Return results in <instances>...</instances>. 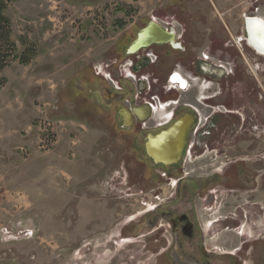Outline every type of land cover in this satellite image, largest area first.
I'll return each instance as SVG.
<instances>
[{
    "label": "rangeland",
    "instance_id": "1",
    "mask_svg": "<svg viewBox=\"0 0 264 264\" xmlns=\"http://www.w3.org/2000/svg\"><path fill=\"white\" fill-rule=\"evenodd\" d=\"M248 1L221 0L227 3L218 13L209 0H6L5 15L17 55L24 49L22 39L34 45L37 56L25 66L12 61L1 73L0 135H10L7 130L16 127L1 110L4 96L14 110H21L19 122L31 128L27 133H12L15 138L2 135L4 141L0 140V174L6 177L7 161L18 165L11 171H17V180L8 186L12 174L7 184L0 186V264H163L165 248L159 243L162 223L150 228L145 218L155 204L170 197L146 198L134 189L127 192L126 183L111 171L112 157L102 156V148L107 149L106 128L112 126L107 112L115 109L102 101L106 99L104 87L111 90L120 80L122 89L132 90L137 100L143 93L141 100L152 101L156 108L155 118L165 120L168 107L162 103V91L167 87L175 92L176 87L168 80L161 86L158 79L173 71L191 83L190 68L177 70L175 66L198 56L205 63L211 60L226 66L219 58L226 54L241 53L249 66L250 59L260 58L264 81V58L239 42L244 33L243 17L247 16L245 3L257 0ZM237 3L243 5L232 8ZM254 3L247 12L256 16ZM224 10L233 38L241 45L239 51L224 43L229 37L222 26ZM151 17L174 23L168 30L181 36L176 43L185 53L167 46L151 47L148 50L158 57V64L132 71L130 62L143 53L127 57L124 51ZM215 37L222 44L212 57L207 51L213 48L210 40ZM118 62L125 63L119 68ZM142 78L151 80L150 88H139L144 84ZM192 84L197 83L194 80ZM153 94L160 100L149 99ZM19 130L27 129L18 126ZM137 171L134 168L133 172ZM135 181L141 179L136 176ZM255 200L236 203L246 209L247 236L258 226L255 217L261 216L251 207ZM240 233L226 235L233 241Z\"/></svg>",
    "mask_w": 264,
    "mask_h": 264
},
{
    "label": "flooded vegetation",
    "instance_id": "2",
    "mask_svg": "<svg viewBox=\"0 0 264 264\" xmlns=\"http://www.w3.org/2000/svg\"><path fill=\"white\" fill-rule=\"evenodd\" d=\"M242 39L245 41L244 33ZM211 41L213 48L207 53L216 57L214 45L222 42L219 38ZM233 41L232 37L224 39L227 45ZM167 47L185 53V49ZM127 49L124 56H128ZM143 51L138 54H144ZM226 55L219 57L228 66L226 73L222 72L223 78H215L212 72L209 73L213 76L201 75L205 61L200 56L175 66L177 70L189 67L194 79L190 83L188 77H183L185 84L178 83L175 92L164 87L162 103L168 107L165 120L155 118L147 104L139 105L146 101L141 100L143 93L137 100L130 89L115 93L104 87V92L99 84V92L106 94L102 101L115 109L107 112L112 126L106 128L107 149L102 148V156L112 157L111 171L126 183L127 192L134 189L146 198L170 197L155 204L145 218L150 228L162 223L159 243L165 248L163 264H264V81L258 62L261 59H250L249 66L240 53ZM120 59L123 61L124 57ZM145 61L136 62L131 70L156 66L158 57L153 64ZM210 61L209 64L213 62ZM172 72L167 78L158 79L159 85L169 80ZM142 79L144 84L140 83L139 88L147 84L150 88L151 80ZM194 80L197 84H192ZM126 93L129 97H125ZM152 97L160 100L156 94L149 99ZM176 121L183 123L182 128L175 137L165 138V132ZM173 148L175 156L168 159ZM136 176L141 182L135 181ZM252 199L257 200L251 207L255 206L261 216L255 217L258 226L251 228L247 236L246 209L236 203ZM228 232H239L240 238L228 240Z\"/></svg>",
    "mask_w": 264,
    "mask_h": 264
},
{
    "label": "water",
    "instance_id": "3",
    "mask_svg": "<svg viewBox=\"0 0 264 264\" xmlns=\"http://www.w3.org/2000/svg\"><path fill=\"white\" fill-rule=\"evenodd\" d=\"M243 31L245 34L246 45L253 50L257 55L264 57V22L255 17H243ZM151 46H169L173 50H181V46L175 43L173 30L163 31L156 24L149 22L146 27L140 30L135 37V40L130 44L127 49V55H132L139 50L149 48ZM204 71L201 75H211L209 72L215 73V78H223V69L211 65L209 63H202ZM171 82H177L180 85L185 84V81L178 73H174L170 79ZM113 97L117 98L118 95L114 94ZM119 100V97H118ZM145 109V108H144ZM142 111V109H140ZM139 111V110H138ZM146 111V110H143ZM183 126V123L176 121L165 132V138H172L176 136L178 130ZM174 147V146H173ZM168 159H173L175 156V149L169 153Z\"/></svg>",
    "mask_w": 264,
    "mask_h": 264
},
{
    "label": "crops",
    "instance_id": "4",
    "mask_svg": "<svg viewBox=\"0 0 264 264\" xmlns=\"http://www.w3.org/2000/svg\"><path fill=\"white\" fill-rule=\"evenodd\" d=\"M249 1H251V0H249ZM248 1V2H249ZM262 0H257V1H253V2H249L248 3V5H247V3H245L246 4V6H247V10L245 11V13H247L246 15L247 16H251V14L252 13H248L247 11H248V9H249V7H251V5L253 4L254 6H255V3L254 2H256L257 3V8H258V12H257V15H256V18H258V19H261L263 22H264V5H260V2H261ZM209 2H211L212 3V5L215 7V10L219 13L220 11H218V10H220L221 8H220V6L223 4L222 2H221V0H209ZM227 3V2H226ZM225 2H224V4L223 5H225L226 4ZM240 5H243V3L241 4V3H237V4H233L232 5V8H235V7H238V6H240ZM226 10H229V9H226ZM226 10H224L223 12H221V14H222V16H225L224 17V20L222 21L223 23V28H224V31L228 34V36L229 37H232L233 38V35H232V30H231V21L230 20H228V18H227V15H226ZM243 12V11H242ZM252 16H254V14H252ZM243 22V21H242ZM218 24H220L219 22H217ZM221 26V25H220ZM221 26V27H222ZM242 30H243V25H242ZM221 31H223V30H221ZM216 38V37H215ZM214 47H215V49L217 48V46L216 45H214ZM238 47H240V49H241V45H239ZM217 60H219L218 58H217ZM219 62H220V60H219ZM20 65V64H19ZM21 66H24V65H21ZM2 103H3V105H2V107H1V110H4V111H6L8 114H9V117L12 119V120H14L15 121V123H16V127H12V128H10L9 130H7V132L10 134V135H8L7 133L6 134H3V132H2V134L0 135V140L1 141H4V137H13V138H15L14 137V135H12V133H15L16 134V132L17 133H19V132H21V133H23V132H25V133H27L28 131H30L29 130V128H31L30 127V125L28 124L27 125V123H25V122H23V123H21V122H19V119H18V117L20 116V113H21V110H14V105H10L11 103H10V101H9V98L7 97V96H4V98H2ZM16 111V112H15ZM21 123V124H20ZM24 125V126H23ZM11 126H13V125H11ZM18 126H21L22 128H26L27 130L26 131H21V130H19V131H17V129H18ZM2 135H4V137L2 136ZM11 141V140H10ZM16 141H17V139H16ZM17 143V142H16ZM21 144V143H20ZM23 146V145H22ZM27 148V147H26ZM26 164H24V166H25ZM18 165L15 163V161L14 162H12V163H8V161L5 163V167H6V171H7V175H6V177L4 176V178H3V176H2V174H0V186L1 187H3V186H5V184H7V179H9V178H11L10 177V175L12 176V174H13V178L12 179H10L11 180V182H9V184H8V186H11V184L12 183H14V180H15V177H16V174H18L17 173V171L15 170L14 172H11V171H13L14 170V167H17ZM23 166V167H24ZM12 169V170H11ZM47 172H50V170H48ZM18 176V175H17ZM47 176H49V175H47ZM17 180V179H16ZM15 180V181H16ZM1 191H2V188H0V193H1Z\"/></svg>",
    "mask_w": 264,
    "mask_h": 264
},
{
    "label": "trees",
    "instance_id": "5",
    "mask_svg": "<svg viewBox=\"0 0 264 264\" xmlns=\"http://www.w3.org/2000/svg\"><path fill=\"white\" fill-rule=\"evenodd\" d=\"M7 9L6 0H0V89L4 83L1 78L2 71L10 64L17 60L20 65L30 64L37 56L36 48L33 44L21 40L23 52L18 56L15 43L12 40L11 23L5 15Z\"/></svg>",
    "mask_w": 264,
    "mask_h": 264
},
{
    "label": "built area",
    "instance_id": "6",
    "mask_svg": "<svg viewBox=\"0 0 264 264\" xmlns=\"http://www.w3.org/2000/svg\"><path fill=\"white\" fill-rule=\"evenodd\" d=\"M151 20H152L154 23L158 24V25H159L161 28H163L165 31L168 30V27H169V26H173V25H174V23H173L171 20H168V19L157 20L156 18L151 17ZM175 35H176V40H179V41H180V40H181V36L178 37L176 32H175ZM144 58L148 59V60L150 61V63H152V64L156 61V57L148 51L146 54H144V55H142V56H137L136 59H133V61L130 62V64H131L130 67H131L133 64H135L136 62H140V61H141L142 59H144ZM123 63H125V62H123ZM123 63H121V64H119V65H117V66L120 68V67L122 66ZM119 84H120V83H118V84H114V83H113V89H114L115 91H117V92H121V91H122V87H121V85H119ZM169 84H170V86H174V87H176V84H175V83H171V82H169ZM147 88H148V84H147ZM138 96H139V94H138ZM134 98L137 99V97H136L135 95H134ZM125 101H129V104H127V105L130 106V100H129V99H126ZM141 104H147V105H149V107L151 108L152 112L155 113V109H156V108H155V106H154V104H153L152 101H143V102H141ZM141 104H139V105H141Z\"/></svg>",
    "mask_w": 264,
    "mask_h": 264
}]
</instances>
